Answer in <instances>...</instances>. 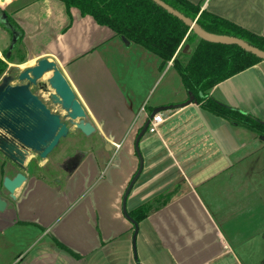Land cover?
Masks as SVG:
<instances>
[{"label": "crops", "instance_id": "0c3cea01", "mask_svg": "<svg viewBox=\"0 0 264 264\" xmlns=\"http://www.w3.org/2000/svg\"><path fill=\"white\" fill-rule=\"evenodd\" d=\"M56 1L30 0L12 13L0 6L24 33L49 22L54 8L64 13L40 60L57 64L102 149L87 151L63 178L40 177L17 191L18 203L0 214V224L20 236L29 228L41 233L16 263L264 264V141L203 110L170 62L164 66L76 9L70 20ZM187 1L264 37V0ZM210 97L264 120V61ZM157 110L163 123L138 142ZM137 175L126 211L150 210L138 224L136 256L124 198Z\"/></svg>", "mask_w": 264, "mask_h": 264}, {"label": "trees", "instance_id": "16d2710c", "mask_svg": "<svg viewBox=\"0 0 264 264\" xmlns=\"http://www.w3.org/2000/svg\"><path fill=\"white\" fill-rule=\"evenodd\" d=\"M71 20V10L111 29L115 36L124 38L127 44L142 46L158 56L163 65L173 61L185 90L194 96L201 108L224 119L233 126L247 129L257 136H264V122L256 117L214 101L210 92L218 84L238 75L262 60L235 45L212 44L200 39L178 18L151 0H59ZM208 33L235 37L250 46L264 51V37L216 16L202 11L200 4L187 0H161ZM0 12L6 14L0 6ZM6 16L14 24V20ZM17 26V25H16ZM19 28V26H17ZM20 31H22L19 28ZM188 46L187 50L184 48ZM6 57V55H5ZM7 63L0 59V78ZM150 208L142 206L128 213L137 224L143 221ZM65 251L73 254L68 248Z\"/></svg>", "mask_w": 264, "mask_h": 264}, {"label": "water", "instance_id": "95a60500", "mask_svg": "<svg viewBox=\"0 0 264 264\" xmlns=\"http://www.w3.org/2000/svg\"><path fill=\"white\" fill-rule=\"evenodd\" d=\"M151 1L182 21L189 28V31H193L200 39L212 44L238 46L264 61V51L250 46L245 41L235 37L218 36L208 33L196 21L188 19L163 1ZM6 18L7 16H4V21ZM5 24L12 32L11 44L5 57L8 61L20 37L19 33L10 26L7 20ZM122 41L127 44L124 38H122ZM49 74L51 76L47 80V84H42V88L44 92L49 93L48 87L53 91V93H50V100L53 105L59 106L65 113L64 120L59 114L53 113L39 97L30 91L31 85H36ZM18 80L27 83L13 86L11 85L13 78L7 76L0 85V132H3L5 135L4 138H0V150L8 159L23 163L29 156L37 155L40 159L45 160L59 145L60 141L67 138L70 133L69 126L75 127L86 137L95 134V126L87 119L85 110L77 100L73 89L55 62L46 58L41 59L37 62L36 66L21 72ZM158 112L159 110L153 112L150 119ZM148 126L149 120L143 126L138 137V142L146 134ZM260 140L264 141V136H261ZM106 148L109 149L108 144H106ZM137 178L138 175L133 179L124 198L125 217L134 226V249L139 227L128 215L125 203L127 195ZM26 181V176L21 173L12 179L9 177L4 179V186L10 193L12 200H16L17 191L25 185ZM7 206V202L0 197V214L7 209Z\"/></svg>", "mask_w": 264, "mask_h": 264}, {"label": "rangeland", "instance_id": "374dc122", "mask_svg": "<svg viewBox=\"0 0 264 264\" xmlns=\"http://www.w3.org/2000/svg\"><path fill=\"white\" fill-rule=\"evenodd\" d=\"M29 1L30 0H0V5L8 13H12L14 10L18 9ZM54 2L58 1L53 0V3ZM63 16L64 13L61 10L58 11L56 8H54L53 15H51L49 18L50 21H43L41 19L39 21V25L35 27L37 30H31L27 33H24L21 27H19L22 30V40L17 43L14 51L12 52L11 58L8 61L5 59V55L11 44V38L7 31L0 25V59L7 63V69L1 76L0 81L3 77L8 76L14 79L15 84H20V81L18 80L19 74L26 69L37 65V62L41 58L40 55L48 45L51 37L56 35L61 30L60 25L62 24ZM68 21V18L65 16V22L63 25L68 24ZM14 22L17 26H19L16 21ZM187 49L188 46L184 48V50ZM172 74L173 71H171L169 75H167V73L162 74L161 80L165 78L164 82L166 83ZM50 76V74L46 75L38 82V84H47V80L50 78ZM39 89L40 88L35 87L33 89V93H35L44 103L49 105V107L53 110V113L59 114L64 120L65 113L61 110V108L50 103L49 95L50 93H53L50 87H48V94H45ZM69 128L70 133L67 138L62 139L55 150L45 160L40 159V157L37 155H31L28 157L29 159H27L28 161L26 164L28 170L31 172V175L36 176L37 178L43 177L49 180L63 178L66 168L72 166V164L68 163L67 161L70 160V158H72V156H74L76 153H83L84 151L97 152V150L100 151L102 149V141L98 135L94 134L90 137H86L75 127L69 126ZM75 156L78 157V155ZM259 167L264 168L262 161L260 162L258 168ZM34 169L35 172L33 171ZM15 202V200H12L11 204H15ZM261 217L262 216L260 215V218ZM256 218H253L251 215V222ZM260 218L259 222L261 224L263 220ZM40 233L37 230L29 228L24 236H20V234L16 233L14 227H9L7 230H5L4 226L0 224V264H17L16 262L19 257L22 259L25 256L30 255L32 250L36 247V245L35 247L33 245L40 241ZM137 244L138 241L136 239V256L138 255ZM109 264L112 263L109 262Z\"/></svg>", "mask_w": 264, "mask_h": 264}, {"label": "flooded vegetation", "instance_id": "af4514ba", "mask_svg": "<svg viewBox=\"0 0 264 264\" xmlns=\"http://www.w3.org/2000/svg\"><path fill=\"white\" fill-rule=\"evenodd\" d=\"M4 16H6V14H3V13L0 12V25L7 31V33L10 35V38L12 39V32H11L10 28L5 24V21L7 20V22L10 24V26H12L19 33V37H20L19 41H21L22 40V38H21L22 34H21V31L19 30V28L16 25H14L9 20L8 17L4 21V19H3ZM6 54H7V52H6ZM5 77H7V76H5ZM5 77H3L2 80L0 81V85L3 83V80H4ZM26 83L27 82H20V84H15V81L13 79L11 85L16 86V85H23V84H26ZM35 87H38V88H40L39 90L43 91L42 84H38L37 83L36 85H31L30 86V91L32 93H33V89ZM44 93L48 94V92H44ZM33 94L35 96H37L35 93H33ZM50 103L52 104L51 100H50ZM47 107L53 112V110L49 107V105H47ZM4 137H5L4 133L0 132V138H4ZM85 153H86V151H84L83 153H80V152L76 153L75 155H78V157H76L74 155L75 157L72 156V158H70V160L67 161L68 163L72 164V166H70L69 168H66V170H65V175L66 176L69 175V173L72 171V168L78 164V162L81 160V158L83 157V155ZM27 159L23 163H19L18 161H13V160L8 159L7 156L3 152H1V150H0V197H1L2 200L7 202L8 206L11 204L12 199L10 198V193L8 192V190L4 186V179L6 177H9V178L12 179L17 174L21 173L24 176H26L27 181H26L25 185L27 184L28 186H31L32 183L37 179V177L31 175V172L28 170L27 164H26ZM29 165H28V167H29ZM35 169H36V167H35ZM35 169L33 170L34 172H35ZM15 201H16L15 203L17 204L18 203L17 196H16V200Z\"/></svg>", "mask_w": 264, "mask_h": 264}, {"label": "built area", "instance_id": "2783aa9c", "mask_svg": "<svg viewBox=\"0 0 264 264\" xmlns=\"http://www.w3.org/2000/svg\"><path fill=\"white\" fill-rule=\"evenodd\" d=\"M172 62H170V65H172ZM142 111H145V108H142ZM163 116L161 113L156 114L152 119H149V126L147 129V132L150 134H155L158 131L159 126L163 123Z\"/></svg>", "mask_w": 264, "mask_h": 264}]
</instances>
